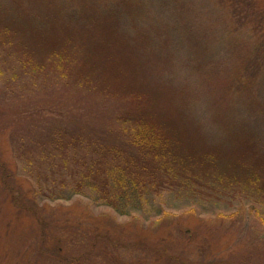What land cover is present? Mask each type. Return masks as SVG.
Here are the masks:
<instances>
[{
  "label": "rangeland",
  "instance_id": "1",
  "mask_svg": "<svg viewBox=\"0 0 264 264\" xmlns=\"http://www.w3.org/2000/svg\"><path fill=\"white\" fill-rule=\"evenodd\" d=\"M30 10L34 21L51 17L57 24L62 20L64 29H84L81 16H89L92 27L107 17L147 34L148 52L139 58L147 70L132 74L121 64L104 78L120 91H149L150 83L159 87L161 114L153 116L161 130L170 121L175 136L157 188L130 185L121 193L115 184L106 194H114V200L105 201L88 185L76 188L78 174H64L71 173V156L78 151L95 159L100 147L118 136L100 132L119 125L104 109L97 111L96 98L73 100L82 96L78 90L85 96L98 86L88 90L86 83L75 82L82 65L73 64L84 55L86 40L91 47L98 40L94 31L92 37H58L59 50L50 45L29 57L48 66L42 77L39 72L32 77L35 66L21 65L28 50L20 25ZM112 39L121 40L115 34ZM259 45L252 26L238 23L221 0H0V161L13 172L9 189L0 176V264H62L61 257H75L70 264H264V190L259 187L264 178H257L252 164L264 169V65L255 71L247 66L249 58L264 59V53H256ZM76 132L83 142L77 143ZM231 134L255 142L260 153L248 149L247 160L230 151L236 143ZM57 136L65 140L56 148ZM221 142L224 158L255 175L254 184L235 180L234 192L226 183L221 188L202 182L203 173L214 172L200 151L205 153V143ZM189 143L196 147L181 148ZM62 144H69L67 153ZM182 158L185 162H173ZM185 163L194 167L196 179L187 181L190 170L178 174ZM54 238L64 245L63 254L57 252L60 259L39 245Z\"/></svg>",
  "mask_w": 264,
  "mask_h": 264
},
{
  "label": "trees",
  "instance_id": "2",
  "mask_svg": "<svg viewBox=\"0 0 264 264\" xmlns=\"http://www.w3.org/2000/svg\"><path fill=\"white\" fill-rule=\"evenodd\" d=\"M221 1L223 4L229 6L233 18L238 23L245 25L249 24L252 26L256 34H258L260 40V45L257 48L256 53L259 56L263 54V0ZM24 12L26 16L30 17L25 20L26 24L23 23V25H20V29L24 27L26 31L24 36V49L28 50V53L25 59H23L21 65H25V67L35 66V68L33 67L31 69L32 77L34 78L37 77L38 72L39 76L42 77V69L47 68L48 66L45 62H42L43 60H40V62L35 65L29 57L42 52L50 45H54V48L58 46L57 49L59 50L61 45L57 43L58 37L68 39L69 33L72 34L73 37L76 36L77 38L86 37L88 34L89 37H92V33L94 32L95 35L98 36V40H93L92 47L90 42L87 40L85 41V51H83L84 55L81 60L73 63L82 65V69L78 68V72H76L75 82L77 80L81 84L86 83L88 85V90L93 89L90 88L92 84H97L98 86L93 89V92L85 94V96H83L84 93L82 91L78 90V94H81L82 96L77 95L78 100H76V98L73 100L78 103L79 100L90 98L95 100L96 98L97 100H95V103L99 104L97 105V111L101 112L102 109H104L108 115L115 117L117 120L116 123L119 125V129H113L115 128L113 126L110 129L100 132V134L103 136H112L117 133L118 136L110 145L107 146V148L101 146L100 148L102 150L99 149V154L95 157V159L92 158V161L88 159L87 155H84L83 152L80 153V151H78L76 155L73 157L71 156V173H69L68 170L63 173L78 174L82 182L76 181L78 187H75L80 189L79 187L83 188L88 185V188H90L91 191L98 194L99 199L105 198V201L114 200V194L111 193L110 197H107L106 194L110 193L111 187H113V185L115 186V184L120 186V190H118V192L121 193L124 192V189L127 190L131 187L130 185H135L141 189L146 187V185L151 184L149 187L157 188L158 186L156 184L163 180L161 177L163 174L167 173L166 170H161L160 172V168L166 164L168 156L171 155L174 150V147L170 145V139L175 136L171 129L170 121L164 123L161 130V123L158 124L157 119L153 116L155 113L161 114L160 109L158 108L159 99L156 97V94H159V87L158 85L150 83L147 85L149 91L146 88L141 90L139 89L137 91L131 89L130 92L120 91L119 89L112 87L115 83L108 82L109 80L106 81L104 78L105 75L107 79L108 70L116 72L118 71L117 68L121 64L124 71H130L131 73L134 71L136 73L143 74L147 70V68H145L146 65L139 60L141 56L148 52L147 47L149 46V43L147 34L142 30L132 32L122 26L120 22L119 25L116 26L113 24V21H109L107 17H105L106 22L99 27H92V25L87 26V24H91L88 20L89 16H81V19L87 23L86 26H83L84 29H79L77 28V25H74L70 26L68 29L65 28V30L62 26V20H60V23L58 22V24L56 21L50 20L51 17H45L42 19L38 17L36 21H34L31 16V10ZM78 17L80 18V16ZM95 24H97V22L94 23V26ZM103 28L105 29L102 30ZM114 34L120 36L121 40H119V42H117L118 40L112 39ZM81 43L83 44V42ZM113 44L117 45V47L113 46ZM80 54L76 56H79ZM91 55H93V57ZM147 56L152 59V54ZM91 57L92 61H90ZM66 60L67 62L74 61V57H66ZM249 60L252 62L247 63V66L252 71L260 69L261 66L264 65V59L259 62L261 58L254 56L252 59L249 58ZM47 77L48 76L45 74V78H43V80H45L44 83L46 84L50 83V80ZM132 78L137 79V75H134ZM132 78H122V84L124 83L123 79L131 82ZM164 117L167 118L168 116L165 114ZM75 121L78 123V120ZM168 126L170 127L169 131L165 130ZM75 128L78 129L77 127ZM69 133L72 134L71 132ZM74 134L76 136L75 140L77 143L84 141V137L80 132H76ZM59 140L57 136V140L55 142L56 148L58 147L56 143ZM75 140L69 141L75 142ZM231 140H234L236 143L230 151L244 157L245 159H247V157L244 156V154L245 152L247 153L248 149L253 150L255 153H260L256 148L257 145L255 142H249L248 140L241 138V136H235L234 134H231ZM179 142H182L180 136L176 143L177 149L180 150ZM223 144L224 142H221V144L216 143L211 145L205 143L204 145L206 146L203 147L205 149V153L203 150L200 151V153H203L202 157L207 158V164L214 172L208 174L203 173L202 182H204L205 185L212 182L218 184L221 188L223 187V183H226L228 186L224 187L230 189L232 188L234 192L235 189L233 188V185L236 184L235 180L240 181L241 178H245L243 179L244 184H254L255 175L253 178V176L247 174V170L241 167L238 169L240 166L239 163L232 159L226 160L224 158L221 150L226 149V147ZM68 146L69 144H62V151L64 153H67L66 148H68ZM97 146H100V144ZM195 147L196 146L190 143L188 146H184L183 144L181 146V148L186 151L188 149H194ZM254 152L249 151V154H253ZM61 162L66 166L68 165V162L65 159ZM173 162L183 163L185 161L184 158H182V160H174ZM252 164L258 167L256 169L259 170V173H256V176L261 181L262 178H264V169H259V163L252 162ZM186 170H190L193 173L187 178V181L190 179H196L194 167L190 169L186 163L185 170L183 168L179 169L178 174L183 177L187 176ZM0 176L4 187L9 189L8 182L11 180L13 172L8 169V165L6 163L1 161ZM152 179L157 180L156 182H152ZM229 185L231 187H229ZM259 187L264 190V184ZM228 193H230L229 190ZM20 197L21 195H19V198L16 197V202L20 200ZM107 198L109 200H107ZM30 209H32V207ZM42 225L44 230L47 229L46 222ZM40 233H43V231ZM39 245L46 247L47 250H49V253L58 259L60 258L57 252H59V254H63L64 245L60 242V239L54 238L51 240H44ZM58 259L56 260L58 261ZM59 261V263L62 264H70L75 261V257H73L71 261H67V259L64 260L61 257V260Z\"/></svg>",
  "mask_w": 264,
  "mask_h": 264
}]
</instances>
